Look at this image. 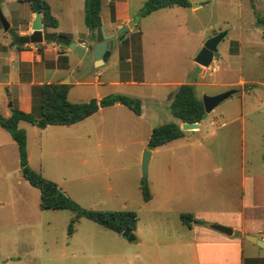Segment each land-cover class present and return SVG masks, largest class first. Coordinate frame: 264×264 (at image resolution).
Returning <instances> with one entry per match:
<instances>
[{
    "label": "rangeland",
    "instance_id": "374dc122",
    "mask_svg": "<svg viewBox=\"0 0 264 264\" xmlns=\"http://www.w3.org/2000/svg\"><path fill=\"white\" fill-rule=\"evenodd\" d=\"M47 1L59 19L54 30L92 47L95 37L84 20V0ZM145 1L102 0L107 32L117 31L116 18L124 14L135 25L122 39L117 36L108 60L97 64V76L91 53L80 58L71 50L65 66L73 69L72 80L97 82L72 85L71 101L133 93L148 108L146 119L101 112L64 129L19 124L27 130L33 169L84 208L136 211L134 238L84 216L70 231L73 211L41 208L40 190L22 175L17 143L0 125V264H197L194 234L181 214L237 207L243 175H264V0H190L189 7L173 5L141 16ZM8 3L0 0L11 24L18 0ZM221 32L226 34L218 44L220 56L208 67L199 65L195 57L204 43ZM3 36L12 40L13 33L0 19ZM127 55L132 62H125ZM131 65L143 85L98 84L126 79ZM63 68L48 69L46 80L65 77ZM184 82H193L200 98L231 88L237 92L202 119L198 132L150 149V126L180 123L169 95ZM7 94L0 84L1 114L13 104ZM147 149L152 151L148 201L141 189Z\"/></svg>",
    "mask_w": 264,
    "mask_h": 264
},
{
    "label": "trees",
    "instance_id": "16d2710c",
    "mask_svg": "<svg viewBox=\"0 0 264 264\" xmlns=\"http://www.w3.org/2000/svg\"><path fill=\"white\" fill-rule=\"evenodd\" d=\"M27 2L33 12L40 11L44 27H58L59 19L53 14L51 5L47 0H19ZM252 1V0H251ZM178 5L182 7L191 6L190 0H146L140 15L146 16L160 8ZM102 0H84V20L91 29L93 37L96 36V29L102 25L101 18ZM13 36L12 41L18 49L25 44L18 42L19 34L10 27ZM12 46V44H10ZM68 63L66 55H60L59 61ZM70 82L50 81L41 84H34L31 88L32 109L25 111L17 106L11 107V114L4 116L0 113V125L6 129L15 140L19 150L20 167L23 177L28 182L40 190V205L43 209H69L75 213L69 225V230H73L74 222L80 217L89 218L98 224L122 233L125 229L133 231L138 222L137 212L134 210H99L82 207L77 201L69 196L59 186L57 182L43 176L39 171L33 169L29 164L27 150V133L19 126L21 121H27L41 128L48 125H71L80 122L100 108L121 103L131 109L135 114L142 113V100L139 97L111 93L101 98H91L87 101H71L69 99ZM170 109L172 114L181 122H201L205 113L202 98L197 94L195 85L191 82H184L176 86L169 95ZM186 130L178 122L170 121L155 126L148 138L150 149L162 146L174 139L185 136ZM264 159V157H263ZM144 200L152 198V193L147 179L141 184ZM181 219L187 225H191L194 219L192 213H182ZM264 263L263 258H252L245 260L248 262Z\"/></svg>",
    "mask_w": 264,
    "mask_h": 264
},
{
    "label": "crops",
    "instance_id": "0c3cea01",
    "mask_svg": "<svg viewBox=\"0 0 264 264\" xmlns=\"http://www.w3.org/2000/svg\"><path fill=\"white\" fill-rule=\"evenodd\" d=\"M13 1L15 0H5V2L7 3H11ZM34 18L35 12L31 10L29 3L18 0L14 13H12L13 22H11V26L15 29L16 32H18L19 35L29 34L32 32V24ZM130 20L131 17H129L128 15L125 16V14L122 16V18H116L117 27H121ZM49 29L50 31L56 32L54 28L50 27ZM2 38L0 37V84L4 85L7 88V99L11 100L13 103L12 105H9L4 111V116H9L11 114L12 106H17L18 108L25 111H30L32 109V85L50 82L51 80H46L44 76L46 74V71L50 68L58 69L60 67H66L63 69L68 70V74L59 80L52 81L66 82L67 79L71 83V88L72 85H92L94 83H97L89 80H81L76 77H74V80H72L74 74L73 69L69 70L63 63L59 64L60 55H66L69 62L71 57V50L68 48L66 51L59 49V45H57L59 43H30L25 44L23 48L18 49L11 39H8L5 36H3ZM77 42L87 45V42H85L83 38L82 40H77ZM10 44H12V46ZM89 53L93 54L92 51L88 50L85 55ZM125 62H132L131 55L126 56ZM133 68V65H131L130 69L127 70L130 73V76H127V78L124 80L112 79L107 82H98V84L143 85L144 81L134 76ZM95 71L96 76L101 72V70H99V67H97V64L95 67ZM129 95L139 97L142 100V98L136 94L129 93ZM101 97L102 96H97L95 98ZM123 106L126 107L121 103H116L111 106L102 107L96 113L80 122H83L101 112H107L110 115L113 112V115H115V117H119L124 114H133L140 120H144L147 118L148 108L145 106L143 100L142 113L140 115L135 114L128 107L126 108H128L131 113H126L128 111H125ZM80 122H77L75 124H78ZM211 123L212 125L216 124V120H212ZM75 124L48 126H56L58 129H64L65 127L69 128L70 126H73ZM180 124L182 126L183 122L180 121ZM33 126L37 125L33 124ZM48 126L47 128H49ZM150 127L152 131L155 126ZM200 128L201 122H199L198 128L186 131L198 132ZM27 150L29 163L31 164V149L29 145L28 135ZM41 153L43 159V151ZM40 170L44 171L43 166L40 167ZM242 187L244 190V194L240 198L241 202L239 206L220 210H205L202 212L198 211L195 215H193L194 219L191 221V225H187L191 232L194 234V240L191 243L195 246V258H197V264H245V260L248 259H264V247L259 246L258 244L248 240L245 237V235L250 234L264 240V175L254 173L248 176L244 174L242 177ZM197 219L208 221L207 223H222L223 225L232 227L235 231L241 232L242 235L237 236L225 234L209 227L207 223H197ZM248 264L260 263L251 261L248 262Z\"/></svg>",
    "mask_w": 264,
    "mask_h": 264
},
{
    "label": "water",
    "instance_id": "95a60500",
    "mask_svg": "<svg viewBox=\"0 0 264 264\" xmlns=\"http://www.w3.org/2000/svg\"><path fill=\"white\" fill-rule=\"evenodd\" d=\"M0 19L4 26L5 30H9L11 24L8 22L6 17L4 16L1 6H0ZM135 25V19H131L128 23H125L121 27L117 29L116 32L107 33L105 27L100 25L97 27L95 33V43L92 47H89L83 43L77 42L73 40L69 35L64 33H57L49 30H45L44 22L42 19V13L40 11H35V18L32 24V32L29 34L19 35L18 42L22 44H38L42 42H55L60 45L76 52L78 57L82 58L86 54V52L92 51L95 56L96 64H102L108 60L114 47L118 44V37L122 39L127 32L128 29L132 28ZM91 32V29L89 28ZM226 32H221L216 35L211 36L202 46L201 50L195 57V61L204 67L210 66L213 62L214 58L219 57L220 53L218 51V44L221 39L225 36ZM14 43V42H13ZM237 92L236 88H231L222 93H218L215 95H207L205 94L202 98L205 113L204 117L207 116L217 105H219L223 100L231 96L233 93ZM12 105V104H11ZM199 126V122H184L182 124V129L184 130H192L196 129ZM152 151L147 149L143 155L142 168H143V179H147L148 176V165L149 160L151 158ZM197 223L201 224L202 220H196ZM207 225L215 230L223 232L228 235H237L241 236V232L235 231L232 227L223 225L220 223L210 222ZM122 234L128 239H133L134 235L131 230L125 229ZM245 237L258 244L261 247H264V240L258 238L255 235L247 234Z\"/></svg>",
    "mask_w": 264,
    "mask_h": 264
}]
</instances>
